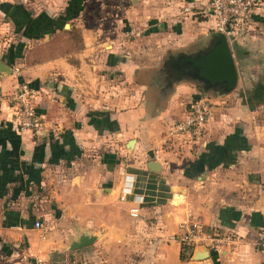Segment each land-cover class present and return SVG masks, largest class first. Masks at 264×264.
Wrapping results in <instances>:
<instances>
[{"label": "crops", "instance_id": "obj_1", "mask_svg": "<svg viewBox=\"0 0 264 264\" xmlns=\"http://www.w3.org/2000/svg\"><path fill=\"white\" fill-rule=\"evenodd\" d=\"M205 1L0 0V264H263L264 103L204 97L162 70L214 30L182 12ZM227 38L237 83L251 87L264 69V0ZM21 84L35 91L38 126L19 131L6 97ZM200 96L202 135L170 141ZM188 219L233 237L182 259ZM82 231L95 240L70 250Z\"/></svg>", "mask_w": 264, "mask_h": 264}, {"label": "built area", "instance_id": "obj_2", "mask_svg": "<svg viewBox=\"0 0 264 264\" xmlns=\"http://www.w3.org/2000/svg\"><path fill=\"white\" fill-rule=\"evenodd\" d=\"M256 0H206L195 7H184L183 13L193 12L202 14L213 21V28L222 32L226 37L241 35L251 21L253 7ZM127 37L138 36L139 31L129 30L125 33ZM35 91L26 84L19 85L15 92L6 97L7 102L13 107L16 117V128L19 131L33 129L38 126V116L33 103ZM207 103L203 99H196L189 103L183 116L173 122L169 127V140L189 137L198 138L202 135L207 118ZM166 141V140H165ZM125 188V187H124ZM264 214V210L262 211ZM35 227H41L42 223L34 221ZM181 231L177 239L181 243L191 245H205L209 250H219L223 241H228L233 234L222 235L213 227L205 229L199 222L187 220L181 223ZM257 245L264 259V224L259 229ZM264 264V260H263Z\"/></svg>", "mask_w": 264, "mask_h": 264}, {"label": "water", "instance_id": "obj_3", "mask_svg": "<svg viewBox=\"0 0 264 264\" xmlns=\"http://www.w3.org/2000/svg\"><path fill=\"white\" fill-rule=\"evenodd\" d=\"M162 70L170 84L188 80L204 97L206 93L216 97L226 95L236 87L238 80L237 68L228 38L224 33L215 30L205 36L199 49L169 55L163 61ZM0 72L8 73L10 69L0 62ZM156 164V161H152L150 167L154 169ZM95 238L96 235L82 231L81 235L69 245V249L87 246ZM200 246L204 248L201 255L206 257L208 248Z\"/></svg>", "mask_w": 264, "mask_h": 264}, {"label": "trees", "instance_id": "obj_4", "mask_svg": "<svg viewBox=\"0 0 264 264\" xmlns=\"http://www.w3.org/2000/svg\"><path fill=\"white\" fill-rule=\"evenodd\" d=\"M238 94L242 100V103L250 107L264 103V69H262L261 73L259 74V79L253 83L251 87H246V89L240 90ZM214 229L217 230V228ZM180 247V256L183 259L190 254L192 246L185 243H180Z\"/></svg>", "mask_w": 264, "mask_h": 264}, {"label": "rangeland", "instance_id": "obj_5", "mask_svg": "<svg viewBox=\"0 0 264 264\" xmlns=\"http://www.w3.org/2000/svg\"><path fill=\"white\" fill-rule=\"evenodd\" d=\"M244 30V29H243ZM240 36V35H239ZM250 86V83H249V81L247 80L246 81V83H241V82H239V83H237V85H236V87L232 90L234 93H239V91L240 90H243V89H246V87H249ZM231 91V92H232ZM230 92V93H231ZM198 95H202V94H200V92H198ZM196 99H203L205 102H206V100H205V98H202L201 96L200 97H198V98H196ZM196 99H194V100H196ZM193 101V100H192ZM190 103V102H189ZM207 103V102H206ZM207 108H208V111H209V105H207Z\"/></svg>", "mask_w": 264, "mask_h": 264}, {"label": "flooded vegetation", "instance_id": "obj_6", "mask_svg": "<svg viewBox=\"0 0 264 264\" xmlns=\"http://www.w3.org/2000/svg\"><path fill=\"white\" fill-rule=\"evenodd\" d=\"M164 79V78H163Z\"/></svg>", "mask_w": 264, "mask_h": 264}]
</instances>
